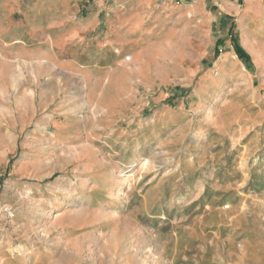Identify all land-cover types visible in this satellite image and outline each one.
<instances>
[{
	"label": "rangeland",
	"instance_id": "1",
	"mask_svg": "<svg viewBox=\"0 0 264 264\" xmlns=\"http://www.w3.org/2000/svg\"><path fill=\"white\" fill-rule=\"evenodd\" d=\"M103 1L116 48L88 81L63 50L57 77L14 64L34 88L0 89V264H264V34L196 0Z\"/></svg>",
	"mask_w": 264,
	"mask_h": 264
},
{
	"label": "crops",
	"instance_id": "2",
	"mask_svg": "<svg viewBox=\"0 0 264 264\" xmlns=\"http://www.w3.org/2000/svg\"><path fill=\"white\" fill-rule=\"evenodd\" d=\"M130 2L136 7L149 5L148 0ZM96 3L99 8H96ZM195 3V8H205L206 20L215 18L213 21L216 22L217 17L212 12H218V16H223L227 23L235 17L240 25V34L248 33L255 40L264 34V0H196ZM103 6V0H0V89L9 95L12 88H34L32 83L19 78L20 75L16 76L17 79L13 76L11 69L14 64L26 67L36 64L44 68L47 63L49 71L57 77L61 70L60 63L55 60L63 50L71 52V59L64 60L63 66L78 80L88 81V54L93 50L99 54L113 52L116 48L108 15L103 21ZM119 21L128 33L140 31L142 25L139 18ZM100 27H103L101 32L93 37L92 34ZM13 28L19 30L17 37L11 35ZM237 37L239 35L234 37L235 40ZM246 40L239 38L238 42L244 51L254 54ZM220 44L218 41V46ZM226 57L229 66L235 65L231 52L228 51ZM254 64L257 66L256 60ZM94 66L100 68L96 63Z\"/></svg>",
	"mask_w": 264,
	"mask_h": 264
},
{
	"label": "trees",
	"instance_id": "3",
	"mask_svg": "<svg viewBox=\"0 0 264 264\" xmlns=\"http://www.w3.org/2000/svg\"><path fill=\"white\" fill-rule=\"evenodd\" d=\"M233 43H234V47H235V51H236V54L238 56V58L246 63V64H250L251 63V58L250 56L244 51V49L240 46L238 40H233Z\"/></svg>",
	"mask_w": 264,
	"mask_h": 264
}]
</instances>
